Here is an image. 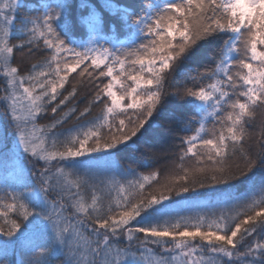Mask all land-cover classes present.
<instances>
[{
  "label": "snow or ice",
  "instance_id": "1",
  "mask_svg": "<svg viewBox=\"0 0 264 264\" xmlns=\"http://www.w3.org/2000/svg\"><path fill=\"white\" fill-rule=\"evenodd\" d=\"M20 4L0 0V104L13 129L0 126V156L12 162L0 182V264L17 246V264H264V0H80L87 39L72 45L57 23L67 0L34 16L18 15ZM105 13L118 17L113 32L135 37L127 47L100 43ZM41 48L49 54L25 70ZM73 73L92 89L82 109L76 83L64 91ZM169 98L191 111L172 113L191 133L179 137V172L160 183L159 171L122 170L121 152H163L156 121ZM193 201L211 210L182 214Z\"/></svg>",
  "mask_w": 264,
  "mask_h": 264
},
{
  "label": "trees",
  "instance_id": "2",
  "mask_svg": "<svg viewBox=\"0 0 264 264\" xmlns=\"http://www.w3.org/2000/svg\"><path fill=\"white\" fill-rule=\"evenodd\" d=\"M47 2L49 4L55 5L56 3L60 2V0H22L20 4V9L18 11V15H37L39 12L43 11L42 5ZM89 2L93 5H95L97 8H100L101 0H89ZM139 2V0H115V3L123 5V6H129V5H135ZM88 9L87 8H81L80 7V0H67L66 8H65V14L64 16L57 22L58 25H68L67 31H65L63 28L60 29V33L62 38L66 40V42L69 45H72L74 41H81L87 39V33L85 27L80 23V17L87 15ZM105 20L107 27L105 29V32L103 34V38L100 40V43L107 47H116L120 48L121 46L127 47L135 37L130 36L128 30L124 27L117 26L115 32L112 31V25L117 24L118 25V17L110 15L108 13H105ZM18 32L19 29H16ZM12 43H17L18 40L13 37ZM48 51L46 49L41 48L40 50H34V55H32L28 60H26L22 67L27 70L31 67L32 63H37L41 61L43 58H45L48 55ZM20 55L19 53L16 54V60L14 63H20ZM204 63H209L207 59L203 61ZM83 67V65L81 66ZM80 69H77V72H79ZM89 71H92V69H89ZM76 77V73H73L71 76H69V84L65 86V94L70 89L71 84L76 83V81L73 79ZM102 80L106 81V78H101ZM3 86L4 82L2 79H0V95H3ZM76 87L78 89V95L76 97V100L73 101V103H76V101H79V107L82 109L85 104L83 101V97L86 96L92 89L91 86L87 83V74H85V79L82 83H76ZM169 90L175 91V86L172 84V77H169ZM102 107V106H101ZM101 107H94L91 115L87 117L88 119H91L94 116H97L100 114ZM261 111L264 110H258L257 112V121L259 120V114ZM176 112H182L184 115H191L190 109L183 104H178L174 99L169 98L167 104L165 105V113L163 116L157 118V124H163V128L159 129V132L163 133L166 137V143L163 145V152H161L160 149H154L153 151L158 156V159L154 161L145 160V157L142 155V152L144 151L145 145L141 144L140 151H137L136 149H129L127 152H121L118 156L121 169L125 170L129 166H131L133 169L137 171L138 174H149L153 171H159V177L158 180L160 183H163L165 180V177L170 176L174 173L179 172L178 165L181 163L179 159V151L181 146V141L179 137L190 135L191 133H184L179 130V127L177 126L175 120L172 117V113ZM51 121V114L49 113L47 116H41L38 120V124L40 125H46ZM76 123V121L69 120L67 121L63 128H70L73 127V125ZM7 124L6 131L11 133L13 131L11 124L8 123L6 116L4 115V105L0 104V126H3ZM63 130V129H58ZM253 133V137L255 138L258 133V128L251 129ZM157 136V130L152 129L150 132L145 136L144 139H149L150 137H156ZM8 164L9 169H11L12 162L11 161H5L3 156H0V182H2V178L5 175V164ZM185 167H193L195 166V160L192 158H185L183 161ZM241 163V158L237 156L235 160H230L229 164L235 165ZM24 164L30 169L31 164L28 162L27 159L24 160ZM146 164H151V167H146ZM102 173L101 178H107L108 176L113 175V173L108 172L106 169L98 170ZM126 175V173H124ZM122 178L121 175L117 174V179ZM128 179H131L132 177L128 176ZM156 181L152 182V185H146L144 189V195L146 196L149 192L154 191L153 185H156ZM113 195H115L113 193ZM206 198H212L211 193H202L201 199L199 202H203V199ZM198 201H193L194 203L190 208L182 209V214L185 215H196L200 212H206L210 211V206L199 203L195 204ZM177 207V206H173ZM3 237H0V240H3ZM22 257V249L17 246L14 252L10 254V260L11 264H17V262ZM55 264H60L59 260H55Z\"/></svg>",
  "mask_w": 264,
  "mask_h": 264
},
{
  "label": "rangeland",
  "instance_id": "3",
  "mask_svg": "<svg viewBox=\"0 0 264 264\" xmlns=\"http://www.w3.org/2000/svg\"><path fill=\"white\" fill-rule=\"evenodd\" d=\"M21 2H22V0H21ZM30 164H31V162L30 161H28Z\"/></svg>",
  "mask_w": 264,
  "mask_h": 264
}]
</instances>
